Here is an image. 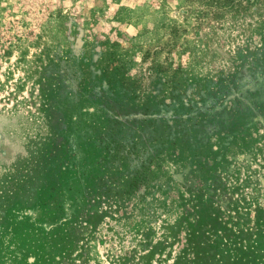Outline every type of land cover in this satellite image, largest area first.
Masks as SVG:
<instances>
[{"label":"rangeland","instance_id":"rangeland-1","mask_svg":"<svg viewBox=\"0 0 264 264\" xmlns=\"http://www.w3.org/2000/svg\"><path fill=\"white\" fill-rule=\"evenodd\" d=\"M0 264H264V0H0Z\"/></svg>","mask_w":264,"mask_h":264}]
</instances>
